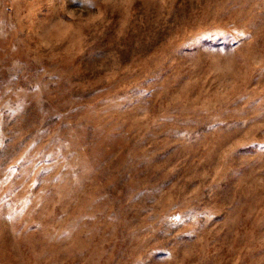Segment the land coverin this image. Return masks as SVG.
<instances>
[{
    "label": "rangeland",
    "instance_id": "1",
    "mask_svg": "<svg viewBox=\"0 0 264 264\" xmlns=\"http://www.w3.org/2000/svg\"><path fill=\"white\" fill-rule=\"evenodd\" d=\"M0 264H264V0H0Z\"/></svg>",
    "mask_w": 264,
    "mask_h": 264
}]
</instances>
